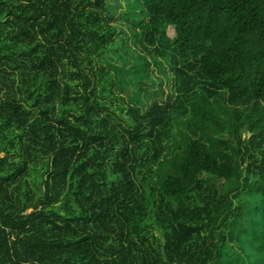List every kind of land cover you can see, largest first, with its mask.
<instances>
[{"label":"trees","instance_id":"trees-1","mask_svg":"<svg viewBox=\"0 0 264 264\" xmlns=\"http://www.w3.org/2000/svg\"><path fill=\"white\" fill-rule=\"evenodd\" d=\"M0 264H264V0H0Z\"/></svg>","mask_w":264,"mask_h":264},{"label":"rangeland","instance_id":"rangeland-1","mask_svg":"<svg viewBox=\"0 0 264 264\" xmlns=\"http://www.w3.org/2000/svg\"><path fill=\"white\" fill-rule=\"evenodd\" d=\"M169 32H170L172 35H174V31H173L172 28L169 29Z\"/></svg>","mask_w":264,"mask_h":264}]
</instances>
